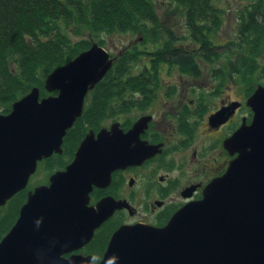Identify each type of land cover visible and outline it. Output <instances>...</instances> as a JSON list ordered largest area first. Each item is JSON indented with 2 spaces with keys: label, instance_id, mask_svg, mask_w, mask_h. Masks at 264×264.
Instances as JSON below:
<instances>
[{
  "label": "water",
  "instance_id": "1",
  "mask_svg": "<svg viewBox=\"0 0 264 264\" xmlns=\"http://www.w3.org/2000/svg\"><path fill=\"white\" fill-rule=\"evenodd\" d=\"M116 60L93 43L47 77L45 90L58 91V96L41 98L34 87L10 113L0 115V208L27 188L43 158L61 153L63 138L83 114L88 92ZM248 104L253 123L226 142L238 156L224 177L208 185L203 200L186 205L165 228H120L99 264H264L263 85ZM115 127L112 135L101 131L92 144L87 136L65 172H56L49 186L26 194L15 225L0 241V264L91 263L92 257L63 255L90 242L103 221L104 201L98 213L86 208L92 183L102 176L112 148L117 156L124 149L121 163L145 149L141 142L133 147L145 128L143 120L125 138Z\"/></svg>",
  "mask_w": 264,
  "mask_h": 264
},
{
  "label": "flooded vegetation",
  "instance_id": "2",
  "mask_svg": "<svg viewBox=\"0 0 264 264\" xmlns=\"http://www.w3.org/2000/svg\"><path fill=\"white\" fill-rule=\"evenodd\" d=\"M176 15L181 24L177 23L175 29L160 18L165 34L167 30L169 33L151 41L150 46L144 47L146 37L139 34L143 40L135 45L141 52L135 69L134 77L139 81L135 91L124 92L120 101H111L108 93L95 90L99 82L88 92L83 114L63 138L61 153L54 152L39 163L47 172L40 186H49L56 172H65L76 161L87 136L92 144L101 131L112 135L111 128L116 126L114 129L125 138L138 121L145 123L133 143V147L142 143V155L121 163L124 149H119L117 156V148H112L106 156L103 174L92 183L86 205L98 213L99 203L104 201L100 211L103 221L92 240L64 254L66 259L81 255L92 257L90 264H99L120 228H165L186 205L203 200L210 183L226 175L238 156L230 152L226 142L253 123L254 112L248 100L259 86H264V80L241 81L238 50L225 52L224 46L229 43L221 44L211 34L209 42H191L188 34L192 29L187 28L180 13ZM241 82L248 83L247 95L241 92ZM58 95L55 91L46 97ZM126 101L130 107H126ZM55 160H59L58 170L53 168Z\"/></svg>",
  "mask_w": 264,
  "mask_h": 264
},
{
  "label": "trees",
  "instance_id": "3",
  "mask_svg": "<svg viewBox=\"0 0 264 264\" xmlns=\"http://www.w3.org/2000/svg\"><path fill=\"white\" fill-rule=\"evenodd\" d=\"M156 1L0 0V113H10L13 104L34 87L46 91L47 77L89 50L94 39H99L98 44L103 47V35L140 34L146 37L147 44L143 45L147 47L151 41L166 36L169 31L165 34ZM242 1L248 4L240 11L238 37L224 46V51L231 54L234 49L239 51L243 79L252 80L259 74V79L264 80V0ZM163 3L168 11L185 18L187 28L192 29L188 38L191 36L193 43L209 42L210 34L222 27L223 11L217 0H164ZM66 29L83 36L89 33L90 40L75 42ZM140 54L138 47L128 48L117 57L107 78L95 90L108 93L107 99L111 101H120L124 92H134L139 83L134 76ZM126 107H130L128 101ZM24 194L13 198H27ZM18 207L13 210L11 220L5 219L0 227L5 228L17 218Z\"/></svg>",
  "mask_w": 264,
  "mask_h": 264
},
{
  "label": "rangeland",
  "instance_id": "4",
  "mask_svg": "<svg viewBox=\"0 0 264 264\" xmlns=\"http://www.w3.org/2000/svg\"><path fill=\"white\" fill-rule=\"evenodd\" d=\"M163 1L164 0L156 1L158 13L160 14L163 24H165L166 26L167 25L171 26L175 29L177 26V23L181 24L180 23L181 20L177 18L178 16L176 15V13H171V11H168L169 8L167 4L165 5L163 3ZM247 4H248L247 2L242 1V0H217V5L223 11V15H222L223 24L218 32L211 34L216 41L220 42L221 44H227L231 41L236 40V37H238V34H239L238 28L241 22L239 20L240 11H243L246 8ZM66 32L70 34V36L72 37L71 39H73V41L75 42H79L80 40H86V39L90 40L89 33H85L83 36L82 34L78 32L73 33L69 29H66ZM101 39H103L105 42L101 45H103V47L107 49L113 55H117V53L120 51L124 52L128 48H133L135 47V45H137V40H143L139 34H129V33L122 34V35L121 34L103 35ZM92 42L99 43V39H94ZM115 47L117 48V50H115ZM236 54H239V52L237 51ZM231 57L232 56H230L229 59ZM258 75L253 76L252 80L257 81L258 83H262L263 80L259 79ZM244 80L245 79L241 78V81L244 82ZM243 82H241L242 83L241 92H243L244 95H247L246 89H247L248 83L243 84ZM40 92H41V98H45L47 94H49L48 91L42 90ZM237 93L239 92L237 91ZM52 163L54 164L53 166L54 170H58L56 166L59 164V160H55ZM43 176H47V172L44 167L41 168V164H40L38 165V169L36 173H34V175L31 177L29 185L27 189L24 190V192L27 193V191H32L34 190L35 187L40 186L41 181L44 180V179L41 180ZM26 200L27 199L23 196L12 198L4 207H1L0 208V223L3 224L5 219L8 221L11 220L10 216H12L13 210L16 209L18 206H19L18 209L20 210L22 205L25 204ZM17 218L15 220L12 219L10 225H6L5 228L0 227V234L2 235V237L5 236L12 229L13 225H15L16 223Z\"/></svg>",
  "mask_w": 264,
  "mask_h": 264
},
{
  "label": "bare ground",
  "instance_id": "5",
  "mask_svg": "<svg viewBox=\"0 0 264 264\" xmlns=\"http://www.w3.org/2000/svg\"><path fill=\"white\" fill-rule=\"evenodd\" d=\"M96 43V42H95ZM113 58V57H112Z\"/></svg>",
  "mask_w": 264,
  "mask_h": 264
}]
</instances>
